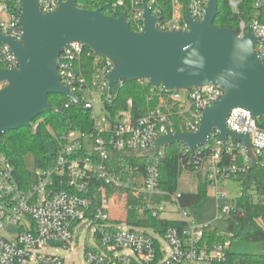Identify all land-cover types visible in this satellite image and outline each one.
<instances>
[{
  "label": "built area",
  "instance_id": "built-area-1",
  "mask_svg": "<svg viewBox=\"0 0 264 264\" xmlns=\"http://www.w3.org/2000/svg\"><path fill=\"white\" fill-rule=\"evenodd\" d=\"M61 1L65 0H39L40 10H56ZM207 1L190 0L188 8L197 21L203 19ZM240 1L228 2L237 10ZM81 2L76 1L80 8ZM144 5L160 18L159 29H189L179 0H172L173 13L166 20H162L161 8L155 0H115L111 8L124 12L132 30L141 33ZM254 6H262L261 0ZM21 11L22 0H0V35L21 40ZM248 28L258 38L255 49L264 63L261 16L242 19L237 28L238 36H244ZM18 67V58L10 46L0 41V69ZM112 68V60L95 55L81 42L65 46L59 54L58 73L62 84L69 87L78 101L67 97L64 105L81 103L91 113L92 129L70 130L57 138L48 154L51 165L27 167V178L17 175L14 165L0 150V264H76L66 262L78 247V264H213L225 259L230 242L208 244L204 241L205 229L215 226L198 225L190 218L186 207L179 202L181 191L160 188L162 149L154 158H147L143 170L139 165L130 164L120 173L109 163L113 151L140 154L151 148L161 134L196 132L204 108L221 99L224 90L215 85L166 89L143 80L141 82L148 85L147 102L153 104L148 111L133 118L129 98L127 108L112 114L107 107L117 95L116 88L122 87L125 81L118 80L109 91L106 76ZM6 84V80L0 81V90ZM97 103L101 112L97 110ZM226 123L231 130L250 134L257 162L259 158L263 162L264 128L251 112L234 107ZM223 145L217 129L203 145L210 149L209 156L197 169L207 172L210 185L218 186L233 179L252 164L242 142L228 137L225 150ZM181 151L190 156L187 146ZM223 151L233 156L229 164L219 165ZM237 158L241 159L240 163ZM216 196L227 198L229 194L217 191ZM113 206L120 212L117 217L111 215ZM218 209V217L223 221L236 212L234 204L219 205ZM132 211L140 215L149 213L173 223L163 233L153 226L131 225L128 215ZM10 225L16 230L6 237L4 232ZM82 233L85 236L80 244ZM49 249L63 250L66 256L48 252ZM82 253L83 260L80 259Z\"/></svg>",
  "mask_w": 264,
  "mask_h": 264
},
{
  "label": "water",
  "instance_id": "water-1",
  "mask_svg": "<svg viewBox=\"0 0 264 264\" xmlns=\"http://www.w3.org/2000/svg\"><path fill=\"white\" fill-rule=\"evenodd\" d=\"M76 1H61L56 10L42 12L39 0H22L21 40L0 35V41L10 46L19 61L16 69H0V81H7L0 90V137L29 127L49 111V94L78 101L62 84L58 61L65 46L81 42L95 55L112 60L113 68L106 76L109 91L118 80H146L166 89L215 85L224 90L221 99L204 108L196 132L161 134L151 148L140 153L143 157L154 158L160 149L174 143L185 144L193 157L195 149L205 145L217 129L223 150L231 137L242 142L251 162L257 163L250 134L231 130L226 123L234 107L248 109L255 119L264 117V63L255 49L258 38L250 28L238 36L236 28L215 26L218 0L207 1L201 21L187 8L188 30L159 29L160 18L144 5L141 33L132 30L124 12L113 17L101 7L80 8ZM79 250H74L66 263L78 264Z\"/></svg>",
  "mask_w": 264,
  "mask_h": 264
},
{
  "label": "trees",
  "instance_id": "trees-1",
  "mask_svg": "<svg viewBox=\"0 0 264 264\" xmlns=\"http://www.w3.org/2000/svg\"><path fill=\"white\" fill-rule=\"evenodd\" d=\"M115 0H82L81 7L84 9L102 8V11L113 17H119L121 10L113 11L111 4ZM161 8V18H171L173 13L172 0H155ZM229 0H218V12L214 19L217 27L238 28L239 22L259 14L260 7H255L257 0H241L237 10L229 5ZM182 15L189 6L190 0H179ZM148 85L141 81H124L122 87L116 88V97L107 108L112 114L127 108V100L132 99L131 114L133 118L143 116L153 105L147 102ZM51 105L49 111L44 112L34 119L29 127H22L15 131L4 133L0 137V150L14 165L19 177L27 178L25 157L30 154L33 157L36 167H48L51 165V158L48 155V143H56L57 138L70 130L89 131L93 122L91 113L81 103H70L67 96L63 94H49L47 96ZM58 110L55 111L54 109ZM260 127L264 128V117L257 119ZM36 124L34 128L33 125ZM186 145L174 143L162 148V155L159 157L160 188L165 191L175 192L178 190V180L185 172L194 174L197 185L192 191H181L179 202L182 206L188 207L198 204L207 196V189L210 185L207 172L197 169V166L209 156V148L204 146L196 148L193 158L188 153L182 152ZM233 153L222 152L220 164H229ZM240 163L241 159L237 158ZM148 162L141 154H123L111 152L109 163L115 166L119 172L128 165H139L143 170ZM233 179L241 182V192L234 200L236 212L227 217L224 230L217 227L205 229L204 241L208 244L224 243L231 240L255 241L264 244V161L258 159L254 165L250 164L245 172L233 176ZM128 223L131 225L153 226L159 233L173 222L157 219L151 214L140 215L132 211L128 215ZM213 264H264V253L248 254L232 252L229 248L224 260Z\"/></svg>",
  "mask_w": 264,
  "mask_h": 264
},
{
  "label": "rangeland",
  "instance_id": "rangeland-1",
  "mask_svg": "<svg viewBox=\"0 0 264 264\" xmlns=\"http://www.w3.org/2000/svg\"><path fill=\"white\" fill-rule=\"evenodd\" d=\"M262 6L259 10L261 16V21L264 22V0H261ZM97 110L101 112L99 107L100 103H97ZM47 147L49 150L52 148V144L48 143ZM26 166L31 168L34 164L32 155L28 154L25 157ZM197 181L193 173L183 172L178 180V190L179 191H192L196 189ZM241 182L236 179H230L218 186L209 185L207 189V196L203 198L198 204L186 207L189 216L198 225H213L220 230L225 229V222L218 217L219 205H230L234 204V200L241 192ZM217 191L228 192L229 196L227 198H218L216 196ZM120 212L116 207L111 208L112 217H117ZM124 216L122 215L121 218ZM16 228L12 225L8 226L4 232L6 237H10L15 232ZM148 232H150L148 230ZM85 234L82 233L79 238V243L83 244ZM229 248L232 252L236 253H248V254H261L264 253V244L255 241H242V240H231ZM48 252L60 255L62 257L66 256V252L63 250L49 249ZM80 259H84L83 253L80 254Z\"/></svg>",
  "mask_w": 264,
  "mask_h": 264
}]
</instances>
